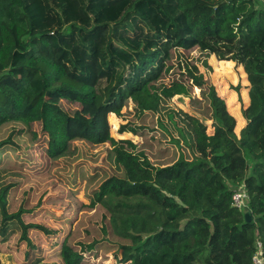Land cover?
<instances>
[{"label":"trees","instance_id":"obj_1","mask_svg":"<svg viewBox=\"0 0 264 264\" xmlns=\"http://www.w3.org/2000/svg\"><path fill=\"white\" fill-rule=\"evenodd\" d=\"M195 48L244 68L247 125L236 133V118L212 87L214 134L194 120L199 156L156 166L133 141L112 136L109 117H121L129 102L145 114L157 113L163 99L189 97L184 83L159 82L173 51ZM186 69L202 88L204 77ZM11 123L41 127L48 148L34 145L39 156L30 158L45 169L74 156V141L111 145L108 158L122 175L102 182L88 207L107 210L113 235L128 242L118 245L125 263L252 264L258 240L264 258V0H0V127ZM126 132L138 129L122 126ZM8 144L11 138L0 141V149ZM12 187H0V264L13 221L23 242L31 230L50 233L25 224L24 209L9 211ZM237 187L250 198L251 223L233 204ZM69 193L44 204L64 206L71 198L76 206L67 207L81 209ZM87 253L67 239L60 245L64 264H84Z\"/></svg>","mask_w":264,"mask_h":264},{"label":"rangeland","instance_id":"obj_2","mask_svg":"<svg viewBox=\"0 0 264 264\" xmlns=\"http://www.w3.org/2000/svg\"><path fill=\"white\" fill-rule=\"evenodd\" d=\"M187 65L204 77L205 85L202 88L194 86L188 77ZM176 82L187 85L190 89L189 97L163 99L157 113L142 114L134 103L129 102L121 117L114 114L109 117L112 136L116 140L133 141L136 152H143L156 166L173 164L182 154L188 160L199 156L195 148L194 120L207 126L208 135L214 134L215 120L208 99L212 87L225 100L229 112L236 118V133L240 135L247 125L243 110L250 103V83L241 65L232 61H219L198 48L190 51L178 49L172 52L169 66L159 83L170 87ZM63 104L66 109H76L66 102ZM125 125L137 128L138 132L120 134L121 127ZM182 135L187 142L183 141ZM9 138L13 144L0 149V187L13 186L9 211L15 213L24 209V215L29 214L22 217L25 224L43 226L50 233L31 230L28 241L23 242V229L19 222L13 221L10 223L6 243L3 244L4 263L64 264L60 256V245L67 239L77 251L83 249L88 252L84 264H128L122 260L118 246L128 242L113 235L108 224L107 210L101 205L88 207L102 182L118 173L122 175L108 158L111 145L93 146L85 141H74L75 155L49 163L46 170L41 162L36 166L30 158L39 156V152L31 151L34 145L45 151L48 148L49 139L40 126L34 124L32 130L17 123L0 127V141H7ZM173 138L180 140V146L173 143ZM64 191L72 192L84 206L77 209L76 201L71 198L67 199L64 206L53 208V205L44 204L49 197L54 198ZM70 204L75 206L68 208ZM49 208L57 213H65V219L49 214ZM106 228L109 233L107 236L104 233ZM91 244L93 248L89 249Z\"/></svg>","mask_w":264,"mask_h":264},{"label":"built area","instance_id":"obj_3","mask_svg":"<svg viewBox=\"0 0 264 264\" xmlns=\"http://www.w3.org/2000/svg\"><path fill=\"white\" fill-rule=\"evenodd\" d=\"M248 193L244 190H235L233 194V204L236 208L243 210L247 208V203L249 201ZM252 264H264L263 258V243L258 240L257 242V252L252 259Z\"/></svg>","mask_w":264,"mask_h":264},{"label":"water","instance_id":"obj_4","mask_svg":"<svg viewBox=\"0 0 264 264\" xmlns=\"http://www.w3.org/2000/svg\"><path fill=\"white\" fill-rule=\"evenodd\" d=\"M244 213H245L246 222L251 223L253 220V215L251 213V210L247 207L244 209Z\"/></svg>","mask_w":264,"mask_h":264}]
</instances>
